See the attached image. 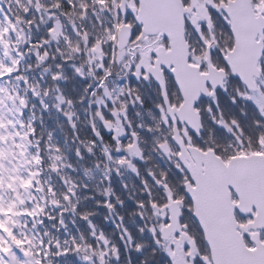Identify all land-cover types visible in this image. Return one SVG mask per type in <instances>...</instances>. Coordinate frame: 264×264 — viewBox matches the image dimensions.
I'll return each instance as SVG.
<instances>
[{
  "label": "snow or ice",
  "instance_id": "1",
  "mask_svg": "<svg viewBox=\"0 0 264 264\" xmlns=\"http://www.w3.org/2000/svg\"><path fill=\"white\" fill-rule=\"evenodd\" d=\"M4 2L0 0V14L7 15ZM92 3L86 10L83 0H56L53 11L79 7L83 23L88 12L97 14L99 0ZM99 11L109 17L118 12L110 27L120 18L135 19L131 9L127 13L116 9L114 0ZM181 14L182 41L174 48L164 37L165 47L173 52L169 60L174 62L161 63L163 82L147 68L137 74L135 64L128 77L119 81L129 84L121 96L129 102L126 116L138 115V108L147 107L150 119L127 123L119 139L117 133L104 130L112 144L119 145L106 156L114 173L105 174L119 195L108 188L97 198L106 201L103 211L119 210L111 225L114 238L108 226L97 228L92 213L81 215L83 232L70 233L61 212L48 219L59 220L63 237L48 230L30 237L16 227L8 231L0 226V264H264V206H235L234 221L219 236L210 235L212 226H205L197 210L195 191L201 186L200 169L209 159L227 160L242 152L264 155V0H182ZM47 27L51 30L53 24ZM55 27L60 28L59 22ZM142 31L136 23L132 39ZM13 55L19 59L21 53L17 50ZM63 66L69 74L79 72L66 61ZM6 67V73L0 71V83L23 76L20 69L13 71L11 60ZM182 72L191 74L195 82L187 92L179 78ZM21 82L27 87L26 79ZM94 135L102 142L99 132ZM102 146L107 153L108 146ZM92 151L89 148L85 155ZM149 158L164 163L153 170ZM121 170L135 180L137 194H129L127 185L116 179ZM6 219L0 211V225ZM29 219L36 220L30 215Z\"/></svg>",
  "mask_w": 264,
  "mask_h": 264
},
{
  "label": "trees",
  "instance_id": "2",
  "mask_svg": "<svg viewBox=\"0 0 264 264\" xmlns=\"http://www.w3.org/2000/svg\"><path fill=\"white\" fill-rule=\"evenodd\" d=\"M112 2L105 0L103 7H109ZM55 3L56 0H5L3 7L7 15L0 14V45L3 46L0 48V71L6 73V63L11 60L13 71L20 69L23 73L19 79L0 83V101L3 107H9L13 112L12 151L19 163L21 182L29 187L25 193L27 198L22 218L10 214L7 227L4 226L5 221L2 227L8 231L16 227L30 237L45 230L63 237L64 230L59 220H50L49 215L58 217L62 212L67 231L71 233L74 230L83 232L81 215L92 213L90 219L97 228L108 226L109 235L114 238L109 213L102 210L106 201L97 199L103 197L108 184L106 159L99 139L95 137L91 123L68 118L65 115L69 112L68 104L59 108L57 99L58 92L68 99L72 88L76 95L87 96L89 110L90 94L98 80L91 86L88 81L82 83V79L76 82L78 74L72 77L75 71L69 74L63 63L68 62L73 69L79 64L84 71H90L89 51L99 43L109 61L112 44L107 38V27L112 23L114 11L109 17L101 13L98 6L96 16L88 12L87 21L82 23L79 7L71 11L61 8V12H55ZM83 3L86 10L93 7L92 0H83ZM64 12L67 15L61 14ZM57 22L60 30L54 41L51 37ZM49 23L53 24L51 30L47 27ZM38 39L41 41L39 44L35 43ZM17 50L21 53L19 59L13 55ZM56 75L60 78L57 79ZM23 79H26L27 87L21 82ZM98 127L102 141L112 151L114 145L107 138L105 127L101 123ZM89 148L93 149L92 153L85 155ZM78 156L83 159H78ZM149 159L153 170L164 163L163 159ZM116 179L127 184L129 194L135 195L140 191L126 170H121ZM116 187L112 184L111 190L119 195ZM90 201L95 203L89 206ZM29 215L36 218L34 223ZM41 220L44 222L40 223ZM28 242L33 243L32 240Z\"/></svg>",
  "mask_w": 264,
  "mask_h": 264
},
{
  "label": "water",
  "instance_id": "3",
  "mask_svg": "<svg viewBox=\"0 0 264 264\" xmlns=\"http://www.w3.org/2000/svg\"><path fill=\"white\" fill-rule=\"evenodd\" d=\"M125 0L120 8L125 10ZM139 12L135 13L137 22L143 26L148 34L167 35L177 47V41L183 38V18L181 14V0H139ZM121 36L124 39L120 42V47L126 46L129 42L132 29L123 26ZM186 52V49H185ZM173 55L164 53L162 59L167 62ZM156 74V73H155ZM158 79L164 80L161 72L156 74ZM180 80L185 91L195 87V82L187 72L180 74ZM254 155L240 159L233 158L228 165L223 160L215 157L207 162L205 168L200 169V187L195 189L199 193L197 210L201 214L205 226H212L210 235L219 236L224 231L225 225L234 221V208L239 205L251 208L264 206V159ZM199 167V165H197ZM238 196V203H233L231 191Z\"/></svg>",
  "mask_w": 264,
  "mask_h": 264
},
{
  "label": "flooded vegetation",
  "instance_id": "4",
  "mask_svg": "<svg viewBox=\"0 0 264 264\" xmlns=\"http://www.w3.org/2000/svg\"><path fill=\"white\" fill-rule=\"evenodd\" d=\"M130 3L131 4H135L136 7L138 6L137 3H136V0H130ZM129 4V5H131ZM136 21V20H135ZM134 28H135V25H133ZM144 31L141 32L140 36H143L144 38H146L148 40V45L145 46V49H143L142 51H140L139 48H135L136 50V53H135V57H133V60L136 59L138 57V61L136 62H132L130 64L127 65V70L124 71V69H121L122 67L120 66L118 69L117 72H115V74L119 77V79H125L128 77L129 73L131 72V69H132V66L135 64L136 65V71H137V74H139V69L140 68H147L149 69V71H151L152 73H158L161 71L160 69V65L161 63L159 62L158 58H159V55L163 52V51H166L167 48L165 47V44H164V37H159V36H155L151 39H149L148 35L146 34H143ZM133 48H134V44L132 45ZM153 53H156L157 54V58L156 59H153ZM142 60V62H140ZM145 61V62H144ZM162 72V71H161ZM115 84H117L116 86V89H115V94L119 95L120 98L117 99L116 103L118 102V105H115L112 107V109L110 111H108L106 114H105V117L103 118L104 121H122L123 119H120V117L124 116L125 119L124 120H128L130 119L131 117H128L126 116V112H123V113H120V109H122V104L125 103V100H122L121 99V96H123L125 94V92L128 90L129 88V84L127 82H125V84L121 85L120 86V83L119 82H115ZM123 88L124 89V92H121L120 89ZM133 91H136V89L134 88ZM142 94H145V93H142ZM113 103H114V100H113ZM126 103H129V102H126ZM137 113L138 115H136L137 118H141V122H147L149 119H150V116H149V110L148 109H144V110H141V109H138L137 110ZM107 114H111L113 117H115V119H109L108 115ZM133 117V116H132ZM120 130V134H124V132L126 131L125 129V126L123 125V128L121 127H118L114 133H117L119 132ZM254 152H242V153H239L241 155L243 154H253ZM231 158V157H230ZM228 160V159H227ZM233 192V191H232ZM236 195V194H235ZM237 196H234V193H233V200L234 201H237L238 198H235Z\"/></svg>",
  "mask_w": 264,
  "mask_h": 264
},
{
  "label": "rangeland",
  "instance_id": "5",
  "mask_svg": "<svg viewBox=\"0 0 264 264\" xmlns=\"http://www.w3.org/2000/svg\"><path fill=\"white\" fill-rule=\"evenodd\" d=\"M119 22V21H118ZM118 22H117V24H118ZM59 30V28L57 29V31ZM138 40V43L140 44L141 42L143 43V45H144V39L143 38H141V39H137ZM136 47V46H135ZM135 47L134 48H130L129 50H127V51H125V50H120V51H118L117 52V54H116V58H117V62H119V64L121 63H123V61H124V59H125V61H127V62H129V63H132L133 61H132V58L135 56V53H136V50H135ZM95 52H96V54H95V57H97V58H102L103 57V52L101 51V46L100 45H98V47H97V50H95ZM123 68H124V66H123ZM122 69V68H121ZM115 91V90H114ZM113 91V93L112 92H109V94L107 93V91L105 92V94H104V97H100L98 100H97V105L98 106H101V104L103 103V104H105V100H108V99H113L114 100V103L113 104H115V105H117V106H119L118 105V102L116 103V101H117V99L118 98H120V96L119 95H117V94H115V92ZM123 106H122V109H120V113H123V112H125V111H127V103L125 102L124 104H122ZM112 107L113 106H108V108H109V111L112 109ZM112 127L114 128V129H117L118 127H122V122L121 121H117V123H113V125H112ZM121 134H120V130H119V132H117V137H119ZM4 138H7V135H5V137ZM19 197H20V200H21V198L23 197V195H21V193H19V195H18ZM10 204V205H9ZM8 206H9V208H8ZM14 203H12V202H6L5 203V211H4V213L5 214H7L9 211H14ZM5 222H8V221H6L5 220Z\"/></svg>",
  "mask_w": 264,
  "mask_h": 264
}]
</instances>
